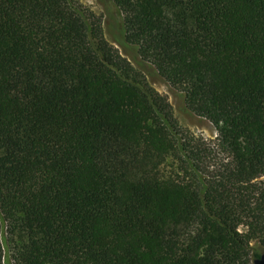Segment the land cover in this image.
I'll list each match as a JSON object with an SVG mask.
<instances>
[{"label":"trees","instance_id":"16d2710c","mask_svg":"<svg viewBox=\"0 0 264 264\" xmlns=\"http://www.w3.org/2000/svg\"><path fill=\"white\" fill-rule=\"evenodd\" d=\"M109 2L123 43L216 134L179 122L90 6L0 0V264H253L264 0Z\"/></svg>","mask_w":264,"mask_h":264},{"label":"rangeland","instance_id":"374dc122","mask_svg":"<svg viewBox=\"0 0 264 264\" xmlns=\"http://www.w3.org/2000/svg\"><path fill=\"white\" fill-rule=\"evenodd\" d=\"M82 3L90 6L96 13L103 16L105 23V32L107 38L119 48L121 53L126 56L135 67L140 69L147 77L149 83L159 92L168 96L175 114L179 122L190 128L196 133H200L205 137H212L216 134L214 125L204 117H200L187 110L183 94L173 88L156 70V68L149 62L143 61L137 54V51L123 43V38L117 31L115 20L113 19V10L111 8L109 0H79ZM240 229H244L243 226ZM1 239L5 244L7 236L6 223L1 220ZM4 257L10 258V254L7 250L4 252ZM12 261V260H11Z\"/></svg>","mask_w":264,"mask_h":264},{"label":"water","instance_id":"95a60500","mask_svg":"<svg viewBox=\"0 0 264 264\" xmlns=\"http://www.w3.org/2000/svg\"><path fill=\"white\" fill-rule=\"evenodd\" d=\"M253 264H264V249L253 259Z\"/></svg>","mask_w":264,"mask_h":264}]
</instances>
